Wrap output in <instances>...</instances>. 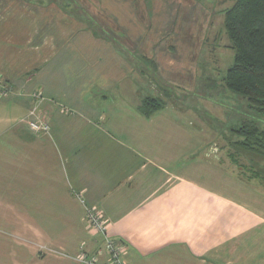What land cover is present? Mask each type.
<instances>
[{"label": "crops", "instance_id": "1", "mask_svg": "<svg viewBox=\"0 0 264 264\" xmlns=\"http://www.w3.org/2000/svg\"><path fill=\"white\" fill-rule=\"evenodd\" d=\"M90 36L58 4L0 0V264H84L98 247L86 205L125 264H264V186L188 160L194 127L166 106L143 115L147 95ZM35 90L46 133L26 122Z\"/></svg>", "mask_w": 264, "mask_h": 264}, {"label": "rangeland", "instance_id": "2", "mask_svg": "<svg viewBox=\"0 0 264 264\" xmlns=\"http://www.w3.org/2000/svg\"><path fill=\"white\" fill-rule=\"evenodd\" d=\"M35 1L58 4L90 33L83 45L100 49L99 62L110 58L116 63V75H124L120 83L160 100L162 107L194 127L200 144L188 160L209 159L244 181L264 186V157L244 150L242 138L232 130L254 114L223 82L233 61L224 13L234 0H114L105 12L96 0ZM129 8L135 9L134 16ZM259 125L264 126L263 116ZM88 229L99 248L102 241ZM120 256L125 264L123 248ZM108 260L112 264L109 255Z\"/></svg>", "mask_w": 264, "mask_h": 264}, {"label": "trees", "instance_id": "3", "mask_svg": "<svg viewBox=\"0 0 264 264\" xmlns=\"http://www.w3.org/2000/svg\"><path fill=\"white\" fill-rule=\"evenodd\" d=\"M224 27L233 51L224 87L242 96L254 114L232 130L242 138L239 145L244 150L264 157V126L259 125V117H264V0H234L224 13ZM161 107L160 100L145 97L139 111L149 116Z\"/></svg>", "mask_w": 264, "mask_h": 264}, {"label": "built area", "instance_id": "4", "mask_svg": "<svg viewBox=\"0 0 264 264\" xmlns=\"http://www.w3.org/2000/svg\"><path fill=\"white\" fill-rule=\"evenodd\" d=\"M8 88L7 83L0 76V96L7 95V92L10 91ZM30 97L34 100V103L28 110L26 122L31 130L46 133L49 131V124L44 121L38 109V103L43 100V96L40 92L34 91L31 92ZM84 216L88 226L94 233L97 234L99 240L102 241V244L92 254H87L83 251L80 252L78 260L84 264H96L97 255L102 251H107L112 264H122L120 256L122 248L117 241L109 236V224L105 219H103L100 211L94 207L85 206Z\"/></svg>", "mask_w": 264, "mask_h": 264}]
</instances>
